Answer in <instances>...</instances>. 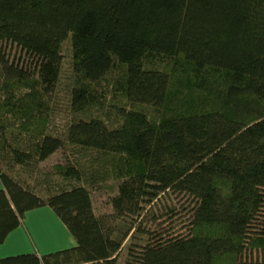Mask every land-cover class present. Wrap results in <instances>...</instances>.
<instances>
[{
  "label": "trees",
  "instance_id": "1",
  "mask_svg": "<svg viewBox=\"0 0 264 264\" xmlns=\"http://www.w3.org/2000/svg\"><path fill=\"white\" fill-rule=\"evenodd\" d=\"M0 182V264H264V0H0Z\"/></svg>",
  "mask_w": 264,
  "mask_h": 264
},
{
  "label": "crops",
  "instance_id": "2",
  "mask_svg": "<svg viewBox=\"0 0 264 264\" xmlns=\"http://www.w3.org/2000/svg\"><path fill=\"white\" fill-rule=\"evenodd\" d=\"M76 246L74 236L57 214L43 207L27 212L24 224L0 245V259L32 253L46 255Z\"/></svg>",
  "mask_w": 264,
  "mask_h": 264
},
{
  "label": "rangeland",
  "instance_id": "3",
  "mask_svg": "<svg viewBox=\"0 0 264 264\" xmlns=\"http://www.w3.org/2000/svg\"><path fill=\"white\" fill-rule=\"evenodd\" d=\"M59 161H60V157L58 155H55L52 159L49 160L47 166H50ZM107 204H108V195L106 193H100V196L96 200V207L98 209V212H102L103 210H108L106 207ZM244 259L253 260V261H264V252L263 251L248 252L245 254Z\"/></svg>",
  "mask_w": 264,
  "mask_h": 264
}]
</instances>
